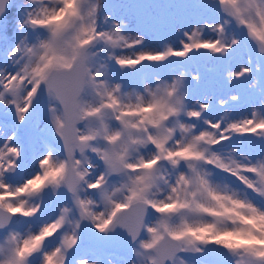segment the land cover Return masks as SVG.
<instances>
[{
    "label": "snow or ice",
    "instance_id": "1",
    "mask_svg": "<svg viewBox=\"0 0 264 264\" xmlns=\"http://www.w3.org/2000/svg\"><path fill=\"white\" fill-rule=\"evenodd\" d=\"M0 264H264V0H0Z\"/></svg>",
    "mask_w": 264,
    "mask_h": 264
},
{
    "label": "rangeland",
    "instance_id": "2",
    "mask_svg": "<svg viewBox=\"0 0 264 264\" xmlns=\"http://www.w3.org/2000/svg\"><path fill=\"white\" fill-rule=\"evenodd\" d=\"M205 68L214 70V66L211 65V64L205 65ZM243 114H244L243 110H237V112L235 113V115H237V116H240V115H243Z\"/></svg>",
    "mask_w": 264,
    "mask_h": 264
},
{
    "label": "water",
    "instance_id": "3",
    "mask_svg": "<svg viewBox=\"0 0 264 264\" xmlns=\"http://www.w3.org/2000/svg\"><path fill=\"white\" fill-rule=\"evenodd\" d=\"M213 70V69H212Z\"/></svg>",
    "mask_w": 264,
    "mask_h": 264
}]
</instances>
